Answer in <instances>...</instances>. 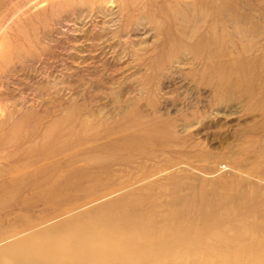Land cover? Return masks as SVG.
<instances>
[{
	"label": "rangeland",
	"instance_id": "1",
	"mask_svg": "<svg viewBox=\"0 0 264 264\" xmlns=\"http://www.w3.org/2000/svg\"><path fill=\"white\" fill-rule=\"evenodd\" d=\"M75 227L264 264V0H0V255Z\"/></svg>",
	"mask_w": 264,
	"mask_h": 264
},
{
	"label": "bare ground",
	"instance_id": "2",
	"mask_svg": "<svg viewBox=\"0 0 264 264\" xmlns=\"http://www.w3.org/2000/svg\"><path fill=\"white\" fill-rule=\"evenodd\" d=\"M104 211L98 213L104 215V223H110L107 219H111V211ZM112 246L110 241L101 237H86L79 227L68 231L52 230L23 242L13 248L14 251L0 255V264H132L129 257L111 259L108 253H102ZM161 256L155 254L152 261L142 260L139 263H160Z\"/></svg>",
	"mask_w": 264,
	"mask_h": 264
}]
</instances>
